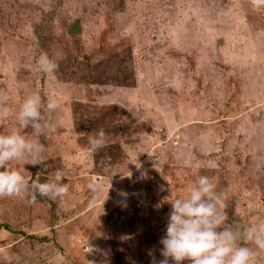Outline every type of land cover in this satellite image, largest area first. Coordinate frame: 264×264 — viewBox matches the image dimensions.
I'll list each match as a JSON object with an SVG mask.
<instances>
[{
  "label": "rangeland",
  "instance_id": "obj_1",
  "mask_svg": "<svg viewBox=\"0 0 264 264\" xmlns=\"http://www.w3.org/2000/svg\"><path fill=\"white\" fill-rule=\"evenodd\" d=\"M42 55L56 71L38 70ZM0 91L13 113L0 135L43 147V165L9 169L29 183L59 171L68 186L63 200L0 198V264L159 261L168 202L200 176L228 224L264 223V11L248 0H0ZM33 93L39 136L15 118Z\"/></svg>",
  "mask_w": 264,
  "mask_h": 264
},
{
  "label": "clouds",
  "instance_id": "obj_2",
  "mask_svg": "<svg viewBox=\"0 0 264 264\" xmlns=\"http://www.w3.org/2000/svg\"><path fill=\"white\" fill-rule=\"evenodd\" d=\"M253 11H264V0H248ZM37 68L43 73L57 70L58 65L46 55L37 61ZM9 96L0 91V120L13 115L8 107ZM42 97L39 93L28 95L20 105L16 120L21 128H31L32 133L43 135L48 128L45 115L41 111ZM60 107V101L54 95L47 98L49 113ZM105 144V133L99 130L89 137L92 150H98ZM43 147L25 136L11 132L0 135V198L20 197L31 193L29 203L35 204L37 196L63 200L68 186L59 171L54 182L40 183L25 179L20 171L10 170L9 163L23 161L36 166L43 165ZM88 188L95 193L97 185L89 183ZM216 185L208 176H200L195 186L188 189L185 198L169 201L170 212L167 216L166 230L159 243L162 245L157 261L152 254V264H256L258 253H264V223L249 225L242 230L228 224L223 193L216 192ZM254 246V247H252ZM4 259L11 264L7 253Z\"/></svg>",
  "mask_w": 264,
  "mask_h": 264
},
{
  "label": "crops",
  "instance_id": "obj_3",
  "mask_svg": "<svg viewBox=\"0 0 264 264\" xmlns=\"http://www.w3.org/2000/svg\"><path fill=\"white\" fill-rule=\"evenodd\" d=\"M260 108H261V104H260ZM250 110H252V107L248 108V112H246V115L249 116V112Z\"/></svg>",
  "mask_w": 264,
  "mask_h": 264
},
{
  "label": "trees",
  "instance_id": "obj_4",
  "mask_svg": "<svg viewBox=\"0 0 264 264\" xmlns=\"http://www.w3.org/2000/svg\"><path fill=\"white\" fill-rule=\"evenodd\" d=\"M78 30H79V28L74 29V31H77V32H78ZM5 227H6V226H5ZM7 227H8V225H7Z\"/></svg>",
  "mask_w": 264,
  "mask_h": 264
}]
</instances>
